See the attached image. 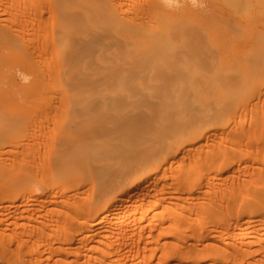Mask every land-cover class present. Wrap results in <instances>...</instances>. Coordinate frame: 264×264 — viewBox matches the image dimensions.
I'll return each mask as SVG.
<instances>
[{
    "label": "rangeland",
    "instance_id": "1",
    "mask_svg": "<svg viewBox=\"0 0 264 264\" xmlns=\"http://www.w3.org/2000/svg\"><path fill=\"white\" fill-rule=\"evenodd\" d=\"M218 1L198 0L203 7L194 8L191 0H182V8L170 10L161 0H0V111L7 112L6 117L0 114V128L12 122L18 125L0 131V264H264V95L241 101L237 96L235 100L222 98L221 93L228 74L251 71L254 62L247 61L252 50L259 55L251 60L255 56L264 59V3ZM235 2H242L244 9ZM202 20L206 26L197 23ZM183 21L187 26L197 23L199 31L193 25L186 28L192 26V34L207 33L206 38L203 35L197 40L195 33H186ZM228 23L239 26L233 29L237 33ZM2 36L15 39L16 43L9 39V44L16 46H7ZM164 40L173 42L169 43L178 56L174 49L173 53L169 50V43L164 47ZM172 55H181L182 61L174 60L178 67L173 68ZM233 56L241 57L240 61L245 58L246 64L242 61L240 65H244L243 71L238 67L241 62L232 66ZM261 60L260 67L256 65L259 69L253 67L255 72L264 65ZM169 65L180 72L171 71ZM222 65L227 69L221 70L218 66ZM216 76H223L219 78L222 84ZM168 89L184 96H169ZM197 89L201 95L205 92L206 100L204 95L197 97L204 103L194 97ZM166 96L171 103L178 97L183 105L191 103L188 106L195 109L201 103L211 115L225 111L224 122H228L226 110L230 107L226 101L232 103L229 110L234 112L240 105L236 125L234 130L227 127L222 131L211 126V135L197 139L192 154L162 162L164 167L160 166L154 178L146 181L141 177L143 183L131 187L133 173L138 171L134 162L143 167L146 161L158 109L169 104ZM136 111L140 117L126 122V128L125 123H112V119L128 118ZM109 123L113 130L117 128L113 131ZM30 128L38 129L35 138H28ZM237 128L255 131L238 144L232 139ZM12 132L17 138L9 136ZM217 143L231 147V158L223 154L218 162V156L211 154L220 152L222 145L216 147ZM111 154H117L112 161L116 167L121 165L123 177L113 173L114 167L112 178H96L94 185L91 178L99 161ZM194 159H200L199 166L192 164L197 163ZM205 159L210 162L208 171L202 168ZM79 160L80 164L74 163ZM187 165L197 166L189 171L194 176H189ZM178 177L181 183L185 180L183 185H177ZM120 178L126 188L133 189L110 191L109 186L113 189ZM115 195L118 200L110 203Z\"/></svg>",
    "mask_w": 264,
    "mask_h": 264
},
{
    "label": "bare ground",
    "instance_id": "2",
    "mask_svg": "<svg viewBox=\"0 0 264 264\" xmlns=\"http://www.w3.org/2000/svg\"><path fill=\"white\" fill-rule=\"evenodd\" d=\"M227 2H229V0H226ZM225 1V2H226ZM239 1H241V0H238V3H239ZM217 2H219L218 0H217ZM236 2H237V0H236ZM235 2V4H236V6H237V4L238 3H236ZM246 2V1H245ZM244 2V3H245ZM260 2V1H259ZM261 2H262V0H261ZM260 2V3H261ZM229 3H231V1L229 2ZM232 3H234V0H232ZM241 4L239 5L238 4V6H240L241 8H243V6H241L243 3L242 2H240ZM247 3V2H246ZM257 3V2H256ZM263 3H264V0H263ZM262 4V3H261ZM38 5V4H37ZM55 5V4H54ZM222 5H224V4H222ZM225 5H226V3H225ZM229 5H231V7H233V6H235L234 4H229ZM233 5V6H232ZM250 5H252V4H250ZM264 4H262V6H263ZM244 6H246V5H244ZM258 6V5H257ZM239 7V8H240ZM248 7V6H247ZM226 8V7H225ZM240 8V9H241ZM258 8V7H257ZM228 9V8H227ZM230 9V8H229ZM233 11L234 10H236V9H234V8H231ZM240 9H238L239 11H241ZM244 9V8H243ZM237 10V11H238ZM245 10H246V8H245ZM252 10V9H251ZM258 10V9H257ZM236 11V12H237ZM244 11V10H243ZM253 11V10H252ZM255 11H256V9H255ZM254 11V12H255ZM258 11H261V10H258ZM257 11V13H259L260 14V12H258ZM228 12V11H227ZM226 12V13H227ZM242 12V11H241ZM237 13H239V12H237ZM245 13V12H244ZM253 13V12H252ZM263 13H264V10H263ZM205 14V16H206V12L204 13ZM228 14V13H227ZM239 14H241V13H239ZM242 14H243V12H242ZM143 15V14H142ZM170 15V14H169ZM168 15V16H169ZM249 15H250V13H249ZM249 15H248V17H249ZM256 14H254V16H255ZM143 16H145V15H143ZM157 16V15H156ZM155 16V17H156ZM187 16V15H186ZM240 16V15H239ZM246 16V15H245ZM258 16V15H257ZM173 17H175V16H173ZM220 17V16H219ZM248 17H247V19H248ZM256 17V16H255ZM254 17V18H255ZM157 18V17H156ZM161 18V17H160ZM245 18V17H244ZM263 18V17H262ZM17 19V18H16ZM20 19V18H19ZM151 19H153V18H151ZM162 19V21L165 19H163V18H161ZM180 20H181V18H179ZM192 19H193V17H192ZM194 19H195V17H194ZM201 19V18H200ZM199 19V20H200ZM206 19V18H205ZM157 20H159V18H157ZM191 20V19H190ZM196 20V19H195ZM204 20V19H203ZM203 20L202 21H199V22H197L198 24L201 22V23H206V22H203ZM223 20V19H222ZM248 20H250V19H248ZM3 21V19L1 20V22ZM154 21V20H153ZM166 21V20H165ZM177 21V20H176ZM179 21V20H178ZM194 21V20H193ZM197 21V20H196ZM195 21V22H196ZM205 21V20H204ZM158 22H161V21H158ZM164 22V21H163ZM186 22H190V21H188V19H187V21ZM185 21H183L182 23H185V27L183 28V29H185L186 28V26H187V24L188 23H186ZM215 22V21H214ZM227 22H229L228 20H227ZM246 22V21H245ZM13 23H15L14 21H13ZM12 23V24H13ZM18 23V22H17ZM156 23V22H155ZM165 23H167V22H165ZM181 23V24H182ZM196 23V25H194V24H190L189 23V25L187 26V27H189L190 25H193V28H195V26H196V28L195 29H197L198 31L200 30V26H198V24ZM255 23V22H254ZM258 24H259V21L257 22ZM261 23H262V21H261ZM19 24L21 25V23L19 22ZM229 24V23H228ZM227 24V25H228ZM253 24V23H252ZM17 25V24H16ZM161 25H163V24H161ZM160 25V26H161ZM167 25V24H166ZM202 25V24H201ZM230 25H232V24H229L228 26H230ZM260 25V24H259ZM263 25H264V23H263ZM154 26V25H153ZM158 26H159V24H158ZM164 26V25H163ZM173 26H177V25H173ZM181 26V25H180ZM203 26H206L205 24L203 25ZM202 26V27H203ZM237 27V24L236 25H234V27ZM170 27H171V25H170ZM181 27H183V26H181ZM197 27H199V29L197 28ZM202 27H201V30H202ZM234 27H233V25H232V27H230V28H232V30L234 29ZM239 27V26H238ZM237 27V28H238ZM14 28V27H13ZM154 28V27H153ZM211 28H213V30H215L214 29V27H211ZM254 29L256 28V27H253ZM164 29L166 30V28L164 27ZM180 29V28H179ZM191 29H192V26H191ZM188 30L187 28H186V30L188 31V32H186L185 30H180V34H181V32H182V34H183V36H185V33L184 32H186V33H190V32H192V30ZM203 29H204V27H203ZM210 29V28H209ZM262 29V28H261ZM14 30H15V28H14ZM14 30H12V31H14ZM157 30V29H156ZM162 30H163V28H162ZM0 31H1V29H0ZM2 31H4L3 29H2ZM218 31V30H217ZM233 31H235V30H233ZM263 31V30H262ZM15 32V31H14ZM19 32H21V31H19ZM148 32V31H147ZM158 32V31H157ZM164 32V31H163ZM162 32V33H163ZM167 31H165V33H166ZM175 32V31H174ZM209 32V31H208ZM215 32V31H214ZM236 32V31H235ZM240 33H241V30L239 31ZM1 33V32H0ZM2 33H4L5 34V32H2ZM149 33H151L150 32V29H149ZM165 33H163L164 35H165ZM170 33V32H169ZM195 33V32H194ZM192 34V33H190L191 34V36L192 35H195V34ZM200 33V32H199ZM237 33V32H236ZM239 33V34H240ZM257 33V32H256ZM255 33V34H256ZM3 34V35H4ZM160 34V33H159ZM167 34V33H166ZM178 34H179V32H178ZM197 34H198V32H197ZM195 35L194 37H196V36H198L197 37V40H199L200 39V37H203V35H204V33H203V35L201 34V36H199L200 34H198V35ZM261 34H263V33H260V34H258V37H259V35H261ZM0 35H2V34H0ZM16 36H15V38L17 37V34H15ZM161 35V36H160ZM159 36L160 37H163L162 36V34H160ZM189 35V34H188ZM206 36H207V33L205 34ZM205 35H204V37H205ZM214 35V34H213ZM220 35V34H219ZM241 35H242V33H241ZM246 35V34H245ZM6 36H8L7 35V33H6ZM6 36H2V37H6ZM10 36V35H9ZM20 35H18V37H19ZM155 36V35H154ZM169 36V35H168ZM21 37V36H20ZM172 37H174V36H172ZM258 37H256V38H254V41H257V39H258ZM261 37H263V35L261 36ZM261 37H260V39H261ZM22 38V37H21ZM188 38H191L190 36L188 37ZM206 38V37H205ZM212 38H213V36H212ZM9 39H13V38H9ZM9 39H7V37H6V41H7V46L8 45H12L11 47H15L16 46V44L14 45L11 41L12 40H10V44H9ZM17 39V38H16ZM163 39V38H162ZM187 39V38H186ZM209 39H211V38H209ZM224 39V38H223ZM227 39V38H226ZM226 39H224V41L226 40ZM256 39V40H255ZM260 39H259V41H260ZM15 39H13V42H15L14 41ZM20 40H22V39H20ZM166 40H171L169 37L168 38H166ZM212 41H213V39H211ZM252 40V39H251ZM1 41H2V39H1ZM184 41V40H183ZM210 41V40H209ZM230 41V40H229ZM263 41H264V38H263ZM5 42V41H4ZM17 42H18V39H17ZM163 42V41H162ZM170 43H173V42H171V41H169ZM169 42H165V40H164V43H166V45L164 46V47H167V45H169L170 43ZM211 42V41H210ZM226 42V41H225ZM251 42H253V41H251ZM250 42V43H251ZM262 41H260V43H261ZM16 43V42H15ZM169 43V44H168ZM224 43V42H223ZM254 43V42H253ZM253 43H251V44H253ZM18 44H19V42H18ZM17 44V45H18ZM256 44H258L259 45V42L258 43H256ZM255 44V45H256ZM174 45V44H173ZM221 45V44H220ZM225 45V44H224ZM247 45H249V44H247ZM9 46V47H10ZM244 46V45H243ZM254 46V45H253ZM260 46V45H259ZM259 46H258V48H259ZM264 46V42H263V44H262V47ZM153 46H151L150 48H152ZM172 47V44H170L169 45V50L171 49V52L173 51L174 52V50L176 49V48H171ZM174 47H175V45H174ZM181 47H182V45H181ZM227 47H228V44H227ZM247 47V46H246ZM251 47H252V45H251ZM8 48V47H7ZM17 48H18V46H17ZM20 48V47H19ZM168 48V47H167ZM166 48V49H167ZM250 48V47H249ZM261 48V47H260ZM259 48V49H260ZM21 49V48H20ZM218 49V48H217ZM244 49V48H243ZM247 49H248V47H247ZM254 49V48H253ZM262 49V48H261ZM260 49V51L262 52V50ZM264 49V48H263ZM211 50H214V49H211ZM240 50H241V48H240ZM249 50V49H248ZM167 52H169L168 50H166ZM222 51L223 50H221V53H222ZM243 51V50H242ZM241 51V52H242ZM264 51V50H263ZM22 52V51H21ZM170 52V54H172ZM210 52V51H209ZM209 52H207L206 54H208ZM215 52H217L216 50H215ZM215 52H214V54H212V56L214 55V57L213 58H216L215 57V55L217 54H215ZM224 52V51H223ZM244 52V51H243ZM254 52V53H253ZM256 52V50L255 51H253L252 50V52H251V54L253 53V56L255 55V54H257V55H259L258 54V52L257 53H255ZM174 53H176V56H178L177 55V52H176V50H175V52ZM180 54V53H179ZM184 54V53H183ZM182 54V55H183ZM210 54V56H211V53H209ZM225 54H226V51H225ZM229 54V53H228ZM238 53H236V55H237ZM243 54V53H242ZM263 54H264V52H263ZM221 55H223V54H221ZM221 55H219V56H221ZM239 55V54H238ZM248 55V54H247ZM153 56V55H152ZM173 56V59H172V62H175V66H173V68L174 67H176L177 66V63H176V61L179 59L180 61H182L183 59H182V57H181V55H179L180 57L178 58V57H176L175 55H172ZM172 56L171 57H169V58H172ZM252 56V55H251ZM253 56L252 57H250L249 59L247 58V57H249V55L248 56H245V58L246 59H248V61L247 62H249V60H250V62L252 61V62H254V65H253V67L254 66H256V65H258V67H260V65L262 64V63H260V58L258 59V57H256L255 56V58L256 59H253V60H251L252 58H253ZM263 55H261V57H262ZM204 57V56H203ZM205 57H207V55L205 56ZM205 57L203 58V59H205ZM208 57H209V55H208ZM207 57V58H208ZM226 56H224L223 57V59L225 58ZM228 57H229V55H228ZM239 57V56H238ZM238 57H235V59H234V56H233V59H234V61H232V63H233V65H232V63L230 64V66L232 65V66H234V67H237V65L241 62V64H239V68L241 69L242 67H240V65H242V61H244L245 60V58L244 59H242V61H240L241 60V57H239V60L238 59H236V58H238ZM264 57V56H263ZM151 58H155L154 56L153 57H151ZM175 58V59H174ZM178 58V59H177ZM184 58V57H183ZM243 58V57H242ZM156 60H158L157 59V57L155 58ZM154 59V61H155V63L157 64V62L158 61H156ZM177 59V60H176ZM230 59V58H229ZM259 61H258V60ZM174 60H176V61H174ZM178 60V61H179ZM224 60H226V59H224ZM238 60V61H237ZM257 60V62H258V64H257V62H255ZM133 61V60H132ZM169 61H171V60H169ZM177 61V62H178ZM205 61H207V60H205ZM230 61V60H229ZM228 60H227V62L228 63H230ZM238 62V64L236 63V62ZM262 61H264V59L263 60H261V62ZM245 62V64H246V61H244ZM135 62H131V64H134ZM147 63H148V61H147ZM179 63V62H178ZM182 63V62H181ZM259 63H260V65H259ZM224 64V63H223ZM225 64H227V63H225ZM237 64V65H236ZM134 65H136V63L134 64ZM171 65H173V64H171ZM171 65H169V68L171 67ZM183 66H184V64H182ZM220 65V64H219ZM236 65V66H235ZM250 65V64H249ZM180 66V68L182 67L181 65H179ZM229 65L227 66V67H230ZM245 66H247L248 68H249V66H248V64L247 65H245ZM251 66V65H250ZM136 67V66H135ZM178 67V66H177ZM218 67H223V65L222 66H218ZM253 67H250L249 69H251V71H247V72H245L244 74H237V76H235V74L233 73H230V75L228 74L226 77V79L223 81V83L224 84H222L221 83V81H219L220 79H222L223 78V76L222 77H219V76H216V78H217V82L219 81L220 82V84H222L223 86H225V90H224V92L222 91L221 93H222V98L223 97H225L226 99H232V100H235V99H233L234 97H239L238 99H240L241 101L242 100H244V99H246V98H248L249 99V97L250 98H252V97H259V96H261V95H264V94H262V93H264L263 91H264V74H262V72L264 71V65H262L261 67L262 68H260V72L258 71V72H255L254 70L256 69V67H255V69L253 68ZM257 67V69H259ZM172 68V67H171ZM170 68V69H171ZM183 68V67H182ZM224 68H226V67H223V68H221V70L222 69H224ZM185 69V71H186V68H184ZM220 69V68H219ZM227 69V68H226ZM237 69V68H236ZM257 69H256V71H257ZM173 70H179V68H177V69H171V71H173ZM181 70V69H180ZM180 70L179 71H177V73H179L180 72ZM239 69H238V73H239ZM241 71H243L242 69H241ZM240 71V72H241ZM182 72V71H181ZM184 72V71H183ZM175 73H176V71H175ZM218 73H220V71L218 72ZM217 73V74H218ZM231 74H232V78L231 77H229L228 78V76H231ZM179 75H181L180 77H184L185 76V74L184 75H182V74H179ZM218 75H220V74H218ZM225 75H226V71H225ZM221 76V75H220ZM169 77V76H168ZM171 77V76H170ZM173 77V76H172ZM175 78H176V76H174ZM225 77V76H224ZM220 78V79H219ZM18 79V78H17ZM177 79V78H176ZM182 79V78H181ZM179 80V79H178ZM177 80V81H178ZM16 81V80H15ZM169 80H166V82H168ZM170 81H172V80H170ZM173 82H174V80H173ZM195 82V81H194ZM194 82L190 85L191 87H192V85L194 84ZM180 83H182V82H180L179 81V84ZM196 83V82H195ZM210 83V85H212L211 84V82H209ZM198 84V83H197ZM218 84V83H217ZM219 84V85H220ZM171 86H175V84L173 83H171L170 84ZM182 85L184 86V84L182 83L181 84V90L183 91L184 89V87H182ZM218 85V86H219ZM168 86V85H167ZM171 86H170V89H172L171 88ZM179 86V85H178ZM221 86V85H220ZM176 87V86H175ZM191 87H189V88H191ZM194 87L196 88L197 86H195L194 85ZM209 88V86H206V89H208ZM212 87H215V86H212ZM169 88V87H168ZM195 88H194V90H195ZM198 88V87H197ZM169 90V89H168ZM173 90H175V89H173ZM173 90H169V92L171 93V95H169V96H173L176 92H173ZM192 90V89H191ZM212 90H213V88H212ZM196 91H198V89L196 90ZM200 91V90H199ZM199 91H198V94H193L194 95V97L195 98H197V97H202V98H204V93H203V95H201L200 93H199ZM221 91V90H220ZM191 92V91H190ZM213 92H214V90H213ZM180 93L181 92H179L177 95H180ZM192 93H194L193 91H192ZM200 94V96H198ZM220 94V93H219ZM197 95V96H196ZM211 95V94H210ZM181 97L182 96H184L183 95V93H181V95H180ZM15 97V96H14ZM167 97V96H166ZM180 97V98H181ZM208 97H210V96H208ZM175 98V97H174ZM174 98L172 99L173 101H174ZM201 98V99H202ZM213 98V97H212ZM214 98H217V97H214ZM219 98H221V96L219 97ZM224 98V99H225ZM262 98H264V96L262 97ZM176 99V98H175ZM199 98H197V100H198ZM210 100H211V97L209 98ZM223 99V100H224ZM238 99H237V101H238ZM200 100V99H199ZM205 100H206V96H205ZM166 101V100H165ZM193 101L195 102L196 100H194L193 99ZM200 101H203V99L202 100H200ZM199 101V102H200ZM217 101V100H216ZM221 101H222V99H221ZM240 101V103H241V105H242V102ZM247 101V100H246ZM169 102V100H168V97H167V103ZM194 102H192V103H194ZM197 102V101H196ZM205 101H203L202 103H204ZM235 102V101H234ZM248 102V101H247ZM182 103H184V102H180L179 101V99H178V97H177V99L173 102V103H171V102H169V104H165V106H164V104H163V106H162V108L160 109V107H159V114H160V116H158L159 118L157 119L158 120V122H156V125H154L155 127L153 128V134H152V143L150 142V143H148V145L150 144L151 146H152V148H151V146L149 147V148H151V149H148L147 151H148V156L146 157V161H145V163L143 164V167H142V164H141V166L139 165V163L137 164V162H134L135 164H136V168H138L137 170V172H136V174H134L133 173V177H132V182H131V187H133V186H135V185H137L138 183H140L143 179L144 180H149V179H152V178H154L156 175H157V173L159 172V169H160V166H163L164 167V165H162V162H164V164H166V162L168 161V160H170V159H176V158H178L179 156H183V155H185V154H192V147L194 146V147H196L197 145L195 144V142H197L196 140L198 139V141H200V140H203V138L204 137H206L207 135H208V133H209V131L210 132H212L211 130H213V129H211L210 130V127L211 126H215V127H217L218 129V131L220 130V131H222V130H225L227 127L229 128V130H232L233 129V127L236 125V124H234L235 122H234V118H236V117H238L235 113L237 112V109L239 108V106H238V108H237V106H236V112H234L235 111V109H232V111L231 110H229L230 109V107H232L231 105H232V103L229 101V103H230V105L228 104V102L226 101V103L225 104H227L228 106H230L229 107V109H227L226 111V113L228 114V119H227V121L228 122H224V119H225V117H224V112L225 111H218L219 110V108L218 109H216L218 112H216V111H214L215 113L214 114H210V112H208L206 109V107H208V106H204V108H202V104L201 103H199V106L201 105V108L200 109H195V108H192V106L190 107V106H188V105H191V103L189 104L188 103V105L187 106H185V105H183ZM198 103V102H197ZM236 103V102H235ZM243 103H244V101H243ZM251 103V102H250ZM210 105H212L213 104V102L211 101V103H209ZM224 104V105H225ZM246 104H249V103H246ZM159 105H161V104H159ZM194 105H196V104H194ZM0 106H1V104H0ZM214 106V105H213ZM249 106H251V105H249ZM225 107V106H224ZM1 108V107H0ZM187 108V109H186ZM243 109L244 111H246V106H241L240 107V109ZM193 109H195L196 110V112L193 110ZM225 109V108H224ZM241 109V110H242ZM186 110H188L187 111V113H186ZM208 110H210V109H208ZM221 110H222V108H221ZM234 110V111H233ZM241 110H240V112H241ZM4 111V110H3ZM249 111H250V109H249ZM5 112V111H4ZM2 112V110L0 111V114L2 113V115L3 116H1V118L2 117H6V114H7V112ZM9 112V111H8ZM190 112V113H189ZM232 112V113H231ZM4 113V114H3ZM226 113H225V115H226ZM234 113V114H233ZM194 114V115H193ZM11 115H13V114H11ZM236 115V116H235ZM8 116V115H7ZM10 116V115H9ZM138 116V117H137ZM11 117V116H10ZM139 118L140 117V115H139V113H137V111L136 112H134V113H132L131 115H130V117H128V118H114V119H112L113 120V124H115L116 126H118L116 123H121V125L123 124V123H125L124 125H125V128H126V124L128 123V122H130L131 120H133L134 118ZM195 117V118H194ZM15 118V117H14ZM115 119H118V120H116V121H114ZM7 120H8V118H7ZM9 120H11L10 118H9ZM8 120V121H9ZM20 120V119H19ZM0 121H1V119H0ZM6 124L8 123V122H6L5 120H3ZM18 121V120H17ZM21 121V120H20ZM4 122H2L3 124V126L2 127H4L5 126V123ZM127 122V123H126ZM133 122H134V120H133ZM16 124L17 125V123L16 122H12V127L14 128V124ZM1 124V123H0ZM10 124H7V125H9V127L11 126ZM110 124V123H109ZM131 124V123H130ZM15 125V129H17L16 127L18 126H16ZM112 124H110V126H111ZM1 127V126H0ZM9 127H7V126H5V128H9ZM36 127V126H35ZM115 127V126H114ZM121 127V126H120ZM127 127H130V125L128 124V126ZM253 127V126H252ZM5 128H0V131L2 130V132H3V130L5 129ZM11 128V127H10ZM37 128V127H36ZM110 128H112V130H113V125H112V127H110ZM117 127H115L114 128V130L116 129ZM222 128V129H221ZM225 128V129H224ZM227 128V129H228ZM255 128V127H254ZM14 129V130H15ZM129 129V128H128ZM237 129H239V128H237ZM245 129V128H244ZM18 130V129H17ZM30 131H29V133H27V135L29 136H27L28 138H32L33 136H34V138H35V136H36V132L38 131V129H37V131L33 128H30L29 129ZM113 130V131H114ZM130 130V129H129ZM234 130V129H233ZM253 130L254 129H252V130H250V131H248V132H246V130L244 131H241L240 129H239V132H235L236 134H234V137L232 138L233 140H235V141H238V144H239V142H240V140H242L245 136H248L250 133H253ZM8 131H13V130H8ZM8 131L7 130H5V133L6 134H8ZM19 131V130H18ZM214 131H216V130H214ZM213 131V132H214ZM255 131V130H254ZM14 132V134L17 136V135H21V134H18V132H16V130L15 131H13ZM13 132L12 133H10L9 134V136L10 135H14L13 134ZM116 132V131H115ZM233 132V131H232ZM22 133V132H21ZM129 133V132H128ZM37 134H39V132L37 133ZM232 134V135H233ZM248 134V135H247ZM1 135H3V134H1V132H0V138H1ZM14 135V137H16ZM210 135H211V133H210ZM210 135H208V136H210ZM251 135V134H250ZM253 136V135H252ZM19 137V136H18ZM22 137V136H21ZM146 137V136H145ZM144 137V138H145ZM236 137V138H235ZM249 137V136H248ZM17 138V137H16ZM141 138H143V137H141ZM202 138V139H201ZM131 140H132V137L130 138ZM150 139H151V137H150ZM200 139V140H199ZM232 139H230V142H231V140ZM18 140V139H17ZM133 140H134V138H133ZM148 140H149V138L147 137L146 138V141L148 142ZM232 140V141H233ZM194 141V142H193ZM233 142V143H236L237 144V142ZM146 142V143H147ZM20 143V142H19ZM145 143V142H144ZM194 143V144H193ZM233 143H231L232 145H233ZM262 143V142H261ZM21 144V143H20ZM218 145H216V147L217 146H219V144L220 143H217ZM228 144V143H227ZM230 144V145H231ZM237 144V145H238ZM100 145H102V144H100ZM220 145H222V144H220ZM235 145V144H234ZM236 145V146H237ZM104 146V145H103ZM215 146V145H214ZM214 146H212V148H214V149H216L217 150V148L216 147H214ZM223 146V145H222ZM220 146L219 147V150H220V152L219 153H217V151H216V153L214 154L213 153V151H212V153L211 154H213V155H217L218 156V158H217V156H216V158H217V160H219V159H221V157H223L222 155L223 154H225V155H228L229 157L231 156V155H233V153H232V150H231V147H230V149H229V147L227 148V147H225V146ZM257 146V145H256ZM259 146V145H258ZM97 147H99V146H97ZM238 148V147H237ZM259 148V147H258ZM95 149V148H94ZM98 149V148H97ZM81 151V150H80ZM211 151V150H210ZM241 151V150H240ZM93 152L95 153V151L93 150ZM215 152V151H214ZM242 152V151H241ZM79 153V152H78ZM82 153V152H81ZM80 153V154H81ZM97 153V152H96ZM98 154V153H97ZM220 154V155H219ZM117 155V154H116ZM116 155L115 154H111V155H108V156H106V159L104 158L101 162L99 161V164L97 165V167H96V174L94 175V176H92V178H91V180L93 181V183H94V185H95V179L97 178L98 180H99V178L100 179H103V178H108V176L110 177L113 173H117V174H119V177H121L123 174V168L121 167V165H120V167H119V165H118V167H116L117 165H115L114 163H113V161L112 160H116ZM236 153L234 154V156H232V158L233 157H236ZM75 156V159H76V155H74ZM73 156V157H74ZM97 156V155H96ZM63 157V156H62ZM69 157V156H68ZM73 157H72V159H73ZM79 157V156H78ZM82 157V156H81ZM95 156H94V154H93V158H94ZM133 159H135L134 161H136L138 158H137V156L136 155H134L133 154ZM66 158V157H65ZM71 158V157H70ZM84 158V157H83ZM205 158V157H204ZM207 158V157H206ZM231 158V157H230ZM61 159V158H60ZM64 159V157L62 158V160ZM67 159V158H66ZM96 158H94V160H95ZM100 159V158H99ZM56 160H57V158H56ZM60 161V162H64V161ZM77 160V159H76ZM195 160V159H194ZM197 160V159H196ZM195 160V161H196ZM200 160V159H199ZM199 160H197V163L196 162H194L193 161V163H192V161H191V163L192 164H194V166H195V164L197 165L198 164V166H199V163H198V161ZM222 160V159H221ZM221 160H219L218 162H221ZM58 161V160H57ZM66 161V160H65ZM72 161V160H71ZM85 161V160H84ZM171 161V160H170ZM205 161H206V159H205ZM204 161V162H205ZM237 161H239V160H237ZM236 161V162H237ZM69 163H70V161H68ZM82 162H83V160H82ZM200 162V161H199ZM202 162V161H201ZM203 162V163H204ZM73 163V162H72ZM75 164H80V160L79 161H75L74 162ZM73 163V164H74ZM87 163V162H86ZM86 163H84L83 164V166H85V168L86 167H88V164H86ZM190 163V164H191ZM203 163H201V165L203 164ZM208 163H210V162H208ZM207 163V161H206V163L205 164H203L202 166H204V165H206V166H204V167H202V168H207V165H209ZM71 164V163H70ZM86 164V165H85ZM192 164H191V166H192ZM241 164V163H240ZM71 166H72V164H71ZM76 166V165H75ZM166 166V165H165ZM188 166V172L190 171L191 172V169H195V168H197V166L194 168V167H192V168H190L189 166L190 165H187ZM222 166V165H221ZM73 167V166H72ZM76 167H78V166H76ZM79 167H80V165H79ZM116 168V171H114L113 170V168ZM89 168H90V163H89ZM92 168V167H91ZM122 168V169H121ZM200 168H201V166H200ZM199 168V169H200ZM205 168V169H206ZM198 169V171H200ZM162 171H166V170H163V168L161 169ZM160 170V171H161ZM192 170V171H193ZM197 170V169H196ZM204 170V169H203ZM90 171V170H89ZM114 171V172H113ZM201 171H202V169H201ZM207 171H208V168H207ZM94 172V171H93ZM92 172V173H93ZM113 172V173H112ZM185 171H183V173H182V175H185L186 177H189L192 173H194V172H192V173H187L186 174V172L184 173ZM206 172V171H205ZM166 173V172H165ZM202 173H203V171H202ZM94 174V173H93ZM111 174V175H110ZM116 174V175H117ZM161 175H162V173H160ZM188 174H189V176H188ZM114 175V174H113ZM112 175V176H113ZM159 175V174H158ZM165 175V174H164ZM164 175H162L161 177H164ZM193 175V174H192ZM112 176H111V178H112ZM194 176V175H193ZM123 177V176H122ZM141 177H143V179L141 178ZM166 177V176H165ZM164 177V178H165ZM180 177V179H181V176H179ZM179 177H178V179H179ZM192 177V176H191ZM105 178V180H107ZM118 178V177H117ZM182 178H183V176H182ZM202 178V177H201ZM115 179V178H114ZM119 179V178H118ZM177 179V178H176ZM177 179V180H178ZM176 180L177 182H178V184L177 185H180L179 183H181L180 181L182 180ZM183 179H185V177L183 178ZM98 180H96V181H98ZM109 180V179H108ZM107 180V181H108ZM112 179H110V181H111ZM165 180V179H164ZM109 181V182H110ZM184 181L185 180H183L182 181V183H181V185H183L184 184ZM99 182V181H98ZM105 182V181H104ZM108 182V183H109ZM163 182V181H162ZM173 182H174V180H173ZM29 183V182H28ZM141 183H143V182H141ZM26 184V183H25ZM106 185V184H105ZM107 185H109V184H107ZM112 185V184H111ZM28 186V185H27ZM113 186H114V188L112 189V187L111 186H109V189H111L110 191H120V193L122 192V191H124V190H128V189H130L129 187L130 186H127V188H126V185L123 183V181H122V179L120 178V180H117V182H115L114 184H113ZM29 187V186H28ZM95 187V186H94ZM108 187V186H107ZM136 187V186H135ZM134 187V188H135ZM131 189H133V188H131ZM130 189V190H131ZM27 190V189H26ZM127 190H126V192H127ZM129 190V191H130ZM106 191H107V188H106ZM235 192V191H234ZM110 193V192H109ZM264 193V192H263ZM127 194V193H126ZM261 194V193H260ZM100 195V194H99ZM120 194H117V196H119ZM106 196V195H105ZM116 195L114 196V197H112L109 201H110V203H114V202H116L117 200H118V197H117ZM262 196V195H261ZM117 198V199H116ZM257 199H258V197H256ZM255 199V198H254ZM259 199L261 200V198L259 197ZM263 199V198H262ZM264 200V199H263ZM257 201V200H256ZM261 202H263L262 200H261ZM261 205V204H260ZM263 205V204H262ZM258 207H260V206H258ZM259 209V208H258ZM260 209H263L262 207H260Z\"/></svg>",
    "mask_w": 264,
    "mask_h": 264
},
{
    "label": "clouds",
    "instance_id": "3",
    "mask_svg": "<svg viewBox=\"0 0 264 264\" xmlns=\"http://www.w3.org/2000/svg\"><path fill=\"white\" fill-rule=\"evenodd\" d=\"M161 2L165 8L170 10H177L184 6L182 0H161ZM191 4L194 8L203 7V4L198 3V0H191ZM24 79L26 81L27 77H24Z\"/></svg>",
    "mask_w": 264,
    "mask_h": 264
}]
</instances>
